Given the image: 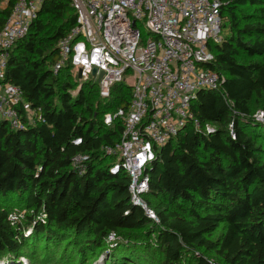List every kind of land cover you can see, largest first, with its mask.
Instances as JSON below:
<instances>
[{"label": "trees", "instance_id": "16d2710c", "mask_svg": "<svg viewBox=\"0 0 264 264\" xmlns=\"http://www.w3.org/2000/svg\"><path fill=\"white\" fill-rule=\"evenodd\" d=\"M220 1L227 33L211 67L224 83L198 94L193 111L202 130L186 127L146 171L144 200L158 223L131 203L128 174L112 173L120 160L104 152L124 131L120 119L106 125L104 118L129 108L131 86L116 84L103 99L98 82H82L69 64L55 73L57 45L76 13L70 0L43 5L6 71V81L42 108L45 123L22 131L0 124V261L22 247L37 251L10 219L7 207L19 199L39 216L29 222L33 235L75 240L81 253L101 250L115 233L129 249L123 264H141L152 249L161 264H264V121L253 114L256 103L264 114V0ZM15 2L0 9V31ZM239 7L255 12L240 17ZM79 155L89 157L83 171L73 165ZM52 248L45 243L43 251L53 252L45 264Z\"/></svg>", "mask_w": 264, "mask_h": 264}, {"label": "built area", "instance_id": "2783aa9c", "mask_svg": "<svg viewBox=\"0 0 264 264\" xmlns=\"http://www.w3.org/2000/svg\"><path fill=\"white\" fill-rule=\"evenodd\" d=\"M50 1L16 0L0 31V124L12 131L45 123L42 108H33L23 91L6 81V71L14 47L28 35L43 5ZM70 2L76 25L57 45L54 72L69 64L77 76L81 72L82 82H98L103 73L98 82L103 99L111 97L116 84L131 86L129 108L104 118L106 125L116 119L124 123L120 141L106 146L104 152L120 160L112 173L122 168L128 174L131 203L158 223L144 200L150 182L146 171L157 160L158 151L186 127L202 130L193 111L198 94L222 89L224 78L211 66L216 61L213 49L227 33L223 4L220 0ZM229 131L234 136L233 125ZM88 159L79 155L73 165L83 171Z\"/></svg>", "mask_w": 264, "mask_h": 264}, {"label": "rangeland", "instance_id": "374dc122", "mask_svg": "<svg viewBox=\"0 0 264 264\" xmlns=\"http://www.w3.org/2000/svg\"><path fill=\"white\" fill-rule=\"evenodd\" d=\"M8 1L9 0H0L1 10L6 9ZM254 12V9L251 7L238 8L240 17L253 14ZM225 22L228 24L227 18ZM142 33L144 39H147L148 35L146 28L142 29ZM256 105H258V107H255V110H253L254 118L261 112L260 105L257 103ZM17 200L19 201V199ZM17 200H15L16 203H12L7 207L10 212V219L14 222L15 228L20 230L18 232H24L27 236L26 238L32 239L35 242L37 251H34L33 248L22 247L18 256H13L12 258L6 256L0 261V264H45L44 259L48 260L47 257H49L50 252H52L51 250L50 252L43 251L45 243L48 242L49 245L53 247L52 250L55 251L56 254L51 258L48 264H123L121 261L125 256V251L129 249H127L128 247L125 245H121L125 243L118 240V237L115 240H108L101 250L92 247L88 250L86 249L84 253H81L79 251L81 243L75 240L63 242L60 240L56 241L52 236H48L47 232L41 235H33V229L29 222L32 221V218H34V222L37 221L39 216H35L32 210L27 209L25 205L18 203ZM40 220L42 221V218ZM43 222L44 221L40 223ZM220 233L221 230L213 238L216 239ZM151 239V246H154L156 237L152 236ZM137 257L139 258V256ZM160 260V254L153 253L152 249L147 257L144 256L141 264H161Z\"/></svg>", "mask_w": 264, "mask_h": 264}, {"label": "water", "instance_id": "95a60500", "mask_svg": "<svg viewBox=\"0 0 264 264\" xmlns=\"http://www.w3.org/2000/svg\"><path fill=\"white\" fill-rule=\"evenodd\" d=\"M96 73H97V71L94 70L93 74L96 75ZM103 75H104L103 73L100 74V77L98 78V82H100V80L103 77ZM78 76H79V78H81V72H79ZM254 119H256L258 121H264V114L262 112H260L257 116H255ZM116 238H117L116 234L112 233V234L109 235L108 240H115Z\"/></svg>", "mask_w": 264, "mask_h": 264}]
</instances>
